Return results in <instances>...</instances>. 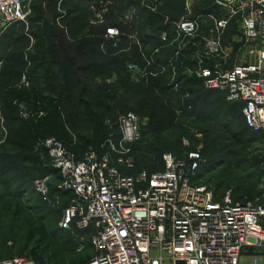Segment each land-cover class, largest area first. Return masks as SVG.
<instances>
[{
  "label": "built area",
  "instance_id": "built-area-1",
  "mask_svg": "<svg viewBox=\"0 0 264 264\" xmlns=\"http://www.w3.org/2000/svg\"><path fill=\"white\" fill-rule=\"evenodd\" d=\"M27 2L0 0L1 30L27 24ZM215 5L227 13L225 18L196 13L188 6L185 16L173 23L189 46H202L195 67L184 65L185 49H179L175 64L161 63L164 67L159 69L145 56V69L131 64L128 71L137 80L171 67L170 86L177 89L181 65L184 75L201 80L207 90L243 104L246 125L264 133V0H215ZM235 19L243 31L240 41L256 46L250 54L257 59L226 68L222 63L229 53L222 38ZM168 34L163 31L162 39L166 41ZM119 37L120 31L111 29L106 38L116 47ZM145 70L149 73L143 76ZM118 121L120 139L109 140L103 154L89 149L77 159L61 142H46L51 166L62 177L53 188L55 205L65 193L73 195L62 210L59 229L78 242L80 251L91 246L94 255L85 264H241L246 257L264 258V200L240 202L232 190L218 197L215 186L198 182L204 162L200 150L165 154L163 171L138 170L133 146L142 137L140 120L130 112ZM261 168L264 173V164ZM53 178L36 180L35 191L51 196ZM0 264L36 262L20 256Z\"/></svg>",
  "mask_w": 264,
  "mask_h": 264
},
{
  "label": "rangeland",
  "instance_id": "rangeland-1",
  "mask_svg": "<svg viewBox=\"0 0 264 264\" xmlns=\"http://www.w3.org/2000/svg\"><path fill=\"white\" fill-rule=\"evenodd\" d=\"M37 1L39 0L27 2L31 12L33 3ZM156 2L158 1L53 0L50 7L51 9L55 7L59 14L54 39L48 37L43 26L33 27L29 24L31 12L26 18L27 24L17 23L13 26L15 28L8 30L7 33L15 30L16 34L7 53L22 51L33 66L44 62L47 67L35 77H29L25 73L19 77L7 76L2 70L7 53H0V260L23 255L33 257L32 253L35 251L41 258L39 263L42 264L43 262L84 264L94 255L90 245L80 251L78 242H72L68 234L59 229L62 210L68 204L67 198H63L59 205H55L53 200L55 191L53 188L60 182L59 179L53 178L50 184L51 196L44 197L37 193L34 183L43 178L45 171L21 160L17 150L12 146L13 125L6 120L4 113V103L10 90L28 89L41 83L50 94L70 93L75 102H94L96 87L105 83L115 85L120 73L112 71L105 78L85 76L81 73L79 67L86 64L85 57L83 58L85 54L77 51L76 47L86 39L95 41L103 39L100 50L105 58L111 56L131 58L132 53L138 50L146 57L151 53L149 60L153 65H158L159 69L164 67L161 65L162 60L157 58L160 53H163L162 57L167 63L165 66L171 62L175 64L179 49L192 50L188 45V39L176 33L174 36L168 34L165 41L162 34L160 36L148 30L149 37L147 32L142 30V11L144 8H152ZM46 10H49L48 6ZM224 14L225 18L227 13L224 11ZM174 27L177 31L176 26ZM111 29L120 31L116 47L106 38ZM93 30H96V33L91 35ZM242 32L239 25L234 38H229L228 31L222 38L228 47L225 51L229 53L226 62L222 63L226 68L240 63L255 62L257 59L256 55L250 54L256 46L240 41H243ZM199 51H202V46L197 47V52ZM88 56L93 59L94 53L88 52ZM65 58H70L73 64L70 66L65 64ZM131 64L134 63H129L128 66ZM170 69L172 70L171 67ZM168 70L169 68L166 69ZM148 73L149 70H145L143 76ZM160 74L162 73H158L156 77H162ZM130 75L132 83L143 84L142 76L133 80L134 75L131 73ZM173 77L174 75L171 82ZM173 86L169 87L172 92L178 91L181 87L174 89ZM132 89L134 91L130 94H125L122 88H116L114 92L116 100L112 106L118 113V119L128 111L136 114L140 120L143 139L135 151L141 167L149 165L153 158L157 160L156 156L150 153L154 149H158L161 155L183 154L189 149L200 150L204 160L200 175L205 182L217 187L219 196L232 190L236 198L243 195L246 201L264 200V185L260 174L264 164L263 138L249 141L242 148L235 147L227 133L225 126L227 122L222 116L196 118L182 111L174 97V99L168 97L167 94L155 96L152 93L148 100H145L139 95L138 88ZM121 104H124L125 111L118 109ZM15 105L24 117L28 116V107L23 102L17 101ZM229 123L228 127H236L233 121ZM78 126L81 135L90 133V128L84 121L79 122ZM108 128H111V124L101 123V130ZM206 149L208 152H205ZM247 193L250 194L251 200L245 198ZM241 264H264V258L246 257L241 260Z\"/></svg>",
  "mask_w": 264,
  "mask_h": 264
},
{
  "label": "trees",
  "instance_id": "trees-1",
  "mask_svg": "<svg viewBox=\"0 0 264 264\" xmlns=\"http://www.w3.org/2000/svg\"><path fill=\"white\" fill-rule=\"evenodd\" d=\"M186 1L187 0H161L160 3L156 2L152 8H144L142 11L141 26L142 30L146 33L148 30L158 32L162 29L170 30L173 23L178 22L186 14ZM206 4L200 9L199 13L202 14H214L217 18H224L225 14L222 9L215 5V0H205ZM51 3L53 0H39L32 5V12L29 18V24L31 26H43L48 37L54 39L55 37V25L58 24L59 14L55 7L51 9ZM48 6L49 10H46ZM12 25L4 31L0 38V53H7L10 49L11 43L13 42L15 30L7 33L8 30L15 28ZM239 24L237 19L233 20L232 24L228 29L229 38H234L236 29ZM96 30L91 31V35H94ZM103 39L85 40L77 46L76 50L80 51L81 54H85L83 58L86 60L85 65L79 67L81 73L85 76H93L95 78H105L112 71L119 72L120 76L118 82L114 84H103L97 86L94 95V102L90 101H79L75 102L72 95L59 93L50 94L43 87L41 83L33 85L28 89H14L10 90L9 96L6 98L4 103L5 118L10 122L12 127V146L17 150L18 156L21 160L28 162L31 166L39 169H43L46 175H52L55 179L62 180L61 174L55 168L51 166L52 160L49 155L46 142L49 139H55L61 142L68 151L72 152L77 159H80L82 154L89 149L99 151L100 154L105 153L109 140L118 141L120 139L119 134V119L118 113L114 110L112 103L115 102L116 95L114 94L116 88H122L125 94H130L134 89L138 88L139 95L143 96L145 100H148L149 95L152 93L155 96L167 94L168 97L175 98L182 111L186 114L193 115L201 119H207L208 116L215 115L221 117L227 122V133L233 140L235 147H244L249 141L257 138L264 139V133H257L250 129L243 117L242 109L243 104L229 102L225 95L218 92L207 90L203 82L196 78H190L184 75V69L178 68L177 83L180 84L178 91L172 92L169 90L173 72L168 70L160 74L162 77H154L150 75L144 79L143 84L135 85L132 83L130 78V72L128 71V64L134 63L139 64L143 69L146 68V57L145 55L135 50L132 53L131 58L125 56H111L109 58L103 57L100 50ZM85 48V51H83ZM92 48H94L92 50ZM89 49V50H88ZM88 50V51H87ZM94 53V58H88V52ZM148 59L150 58L147 57ZM70 58H65V64L72 65ZM4 67L7 76L19 77L23 73L29 77H35L43 69L47 67L44 62H39L32 65L28 56L22 51H10L7 53L4 59ZM191 63L184 60V65L189 67ZM51 68V67H49ZM153 73H156V69L149 68ZM66 70V69H65ZM73 77V73L70 74ZM70 87L72 86L71 83ZM173 98V99H174ZM17 101L23 102L28 107V116L24 117L15 105ZM123 105V106H121ZM118 106L121 111L124 110V104ZM99 112V110H101ZM130 112H125L127 114ZM122 114V115H124ZM121 115V116H122ZM120 116V117H121ZM119 117V118H120ZM82 118V119H81ZM84 121L90 128L88 135H81L79 129V122ZM230 121L236 124V127H228ZM107 122L111 124V128L101 130V123ZM141 140L133 146V151L136 154L135 148L141 143ZM152 149V148H151ZM196 150V149H192ZM158 149L151 150V155L160 159L157 162L153 158L152 162L147 166H140L137 160V169H146L150 172L163 171V154L158 153ZM205 152H208L206 149ZM185 153V151H184ZM183 153V154H184ZM183 154H173L176 156H183ZM235 155H237L234 152ZM47 173V174H46ZM262 179L264 173L260 169ZM198 182H205V180L199 175ZM222 187V185H219ZM217 188V187H216ZM218 193V189H217ZM218 197L219 194H217ZM223 196V195H222ZM235 196V195H234ZM64 198H67V203L73 198L72 193H65ZM243 195L235 199L240 202H247L243 199ZM245 198L251 200L250 194H246ZM249 202V201H248ZM70 237V235L68 234ZM70 240L75 242L70 237ZM32 256L23 255L32 259L36 264L41 259L37 252H33ZM44 264V262H43ZM85 264V263H84Z\"/></svg>",
  "mask_w": 264,
  "mask_h": 264
},
{
  "label": "crops",
  "instance_id": "crops-1",
  "mask_svg": "<svg viewBox=\"0 0 264 264\" xmlns=\"http://www.w3.org/2000/svg\"><path fill=\"white\" fill-rule=\"evenodd\" d=\"M158 1V3H160L161 2V0H157ZM162 3V2H161ZM206 4V1L205 0H187L186 1V7H192V9L196 12V13H199L200 12V9L204 6ZM208 14V13H207ZM206 18V17H205ZM3 31V33H4V31L5 30H1L0 29V38H1V36L3 35V33H1ZM163 31H167L171 36H174V35H176V33H178L177 31H176V29H175V27H174V24H172V27H171V29L170 30H164V29H162V30H160V31H158V32H155V34H160V36H161V34L163 33ZM203 32V31H202ZM147 34H148V36L150 37V34H149V32H147ZM149 37H147V38H149ZM161 38V37H160ZM192 50H189L188 48L186 49V51H184L183 53V55H184V57H185V59H186V61H189L191 64L190 65H188L190 68H192V67H195V63H196V59H197V49L196 48H191ZM150 55H151V53H149ZM162 55H163V53H160V55H158L157 56V58H160V60H162L161 61V63H163V64H167L166 63V61L164 60V58L162 57ZM169 70L171 71V69L169 68Z\"/></svg>",
  "mask_w": 264,
  "mask_h": 264
}]
</instances>
